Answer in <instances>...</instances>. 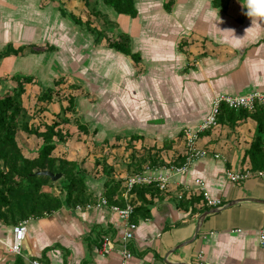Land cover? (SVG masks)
I'll use <instances>...</instances> for the list:
<instances>
[{
    "label": "crops",
    "instance_id": "1",
    "mask_svg": "<svg viewBox=\"0 0 264 264\" xmlns=\"http://www.w3.org/2000/svg\"><path fill=\"white\" fill-rule=\"evenodd\" d=\"M86 1L110 22L90 14ZM167 1L134 0L137 14L130 16L101 0H0V52L7 46L23 48L0 59V78L11 88L15 74L34 77L23 95L30 112L42 103L36 98L44 88L65 79L61 91L75 97L76 111L67 113L70 121L60 127L76 137L78 146L71 148L68 137L53 155L80 163L93 200L118 183V201L126 177L164 174L170 164H179L185 154L183 129L198 126L217 96L264 89V19L246 16L243 0H221L218 7L213 0H173L166 10ZM60 6L103 29L100 41L95 42L86 25L62 15ZM120 35L127 37L136 60L108 46V37ZM30 97L31 110L25 104ZM66 104L63 96H54L30 123H51ZM256 128L257 120L247 115L235 123L223 118L200 133L197 145L209 154L194 159L185 173L173 175L166 190L144 195L150 214L133 216L137 226L126 264H196L199 252L212 264H264L259 239L264 203L248 199L207 214L195 240L174 249L193 236L200 214L212 208L205 194L220 199L221 206L240 198L264 199V174L253 171L238 183L225 175L227 169L250 168L248 149ZM17 138L25 156H36L38 137L20 130ZM42 191L59 192L51 184ZM128 198L134 206L141 203L135 192ZM23 220L21 254H14L6 244L12 241L13 226ZM124 228L108 206H63L24 219L2 214L0 264H31L32 259L40 264H121L118 245L110 254L99 253L97 247L103 236L119 244Z\"/></svg>",
    "mask_w": 264,
    "mask_h": 264
},
{
    "label": "trees",
    "instance_id": "2",
    "mask_svg": "<svg viewBox=\"0 0 264 264\" xmlns=\"http://www.w3.org/2000/svg\"><path fill=\"white\" fill-rule=\"evenodd\" d=\"M101 1L118 13L130 16L137 14L134 0ZM213 1L215 7L220 5L221 0ZM172 2L173 0H168L164 3L166 10H170ZM86 5L90 14L94 17L104 18L105 23L110 22L95 4L90 5L86 1ZM60 11L73 23L81 26L86 25V28L95 36V42L100 41L103 29L99 30L95 26H91V21L82 20L81 17L67 11L63 6H60ZM104 33L107 34L106 31ZM107 43L109 47L130 55L134 59L137 58V54L131 52L126 36L124 38L122 35L113 36V38L108 37ZM22 49V47L13 49L7 46L5 50L0 52V59L11 53H18ZM10 79L14 82V86L5 88V80L0 78V215H18L21 219H24L28 216L36 217L51 213L63 206L75 207L77 204L83 205L92 201L93 196L85 181L86 172L80 163L53 155L56 146L64 143L69 136V132H63L60 125L70 121L67 113H75L76 111L75 97L70 94L64 96L58 87L65 79L63 77L57 78L52 87H46L39 93L36 99L42 103L35 104L33 112H30L24 106L23 95L25 84L32 83L34 77L27 74H15ZM54 96H63L67 100V104L65 106L61 105L60 112L55 115V119L51 123H44L39 126L32 125L30 123L31 118L43 113L46 110V105ZM247 115L257 120L256 134L248 149L250 169L256 172H264V107L256 106L254 110L249 111L244 108H229L225 104H221L218 123L223 118L228 121L233 120L235 123L238 119L240 120ZM77 127L79 130L87 132L86 127L83 125L78 124ZM41 128L43 129L41 130ZM20 130L35 135L41 140L36 156L30 158L23 154L17 138V133ZM184 158L181 157L178 163L181 164ZM40 170H50L62 175L56 181H52L49 176L35 173ZM48 184L56 186L59 192L52 194L42 191V187ZM117 184L109 185L105 190L104 197L110 204L124 206L125 202L123 203L121 195L116 197L117 199L120 197V200H114V195L117 192L114 186ZM131 191L135 192L137 198L141 200L139 205L134 206L131 216L132 221L134 215L136 217H148L150 214V201H147L144 195L146 193L157 194L160 190L155 184H136ZM197 199L198 196L192 197L189 202L193 203Z\"/></svg>",
    "mask_w": 264,
    "mask_h": 264
},
{
    "label": "built area",
    "instance_id": "3",
    "mask_svg": "<svg viewBox=\"0 0 264 264\" xmlns=\"http://www.w3.org/2000/svg\"><path fill=\"white\" fill-rule=\"evenodd\" d=\"M221 104H225L229 108L240 109L244 108L249 111L255 109L256 106L264 107V89L255 90L253 92L242 94V95H232V94H221L217 96L209 110V113L205 116L203 121L196 127H186L183 129V139L185 143V158L181 164H170L167 167V173H134L124 180V192L123 197L126 202L124 206L117 204H110L104 196L98 197L95 200L89 201L83 205L77 204L75 206L78 210L90 209L100 206H108L110 210L116 212L118 216L124 221L125 228L120 238L119 244L114 242V240L109 236H103L100 241V246L97 247V250L101 254H110L114 246L118 245L120 249V254L122 256L121 264H126L127 259L131 257L130 242L133 237V231L136 228L137 224L132 221L131 216L134 210V205L129 201L128 194L131 192V189L136 184H155L159 190L164 191L167 189L171 178L176 174H183L187 171L189 165L194 159L199 157L207 156L209 154L208 150L200 148L197 145L200 133L207 129L217 127L218 116L220 112ZM213 157L218 158L220 155L218 153H213ZM258 175L262 176L263 171H257ZM253 174V171L250 168H246L241 171H233L227 169L225 175L230 182L238 183ZM199 182V181H198ZM201 184V183H200ZM181 197V194H179ZM205 203L209 207L221 206V200L209 197L205 194ZM27 222L25 220L18 222L12 228V241L10 244H6L8 251L14 254H21L22 241L25 236ZM260 242L264 243V227L259 231ZM196 264H212L206 261L203 257L202 252L197 254L195 258ZM31 264H40L39 260L32 259Z\"/></svg>",
    "mask_w": 264,
    "mask_h": 264
},
{
    "label": "water",
    "instance_id": "4",
    "mask_svg": "<svg viewBox=\"0 0 264 264\" xmlns=\"http://www.w3.org/2000/svg\"><path fill=\"white\" fill-rule=\"evenodd\" d=\"M35 173L38 174V175L49 176L52 181H56L62 175L61 173H54V172H52L50 170H40V171H36ZM246 199L251 200V201H255V202L264 203V199H258V198H240V199H237V200H232L230 202H227V203L223 204L222 206L212 207L210 209H207V210L203 211L200 214V216L198 217V220H197V223H196V226H195V230H194L193 236L191 238L185 240L184 242L178 244L177 246H175L174 249L180 248V247H182V246H184L186 244L191 243L193 240H195V238H196V236H197V234H198V232L200 230L201 224H202V222H203V220H204V218H205V216L207 214L219 212V211H221V210H223V209H225V208H227V207L235 204L238 201H242V200H246ZM172 251L173 250H170L169 253H171Z\"/></svg>",
    "mask_w": 264,
    "mask_h": 264
},
{
    "label": "clouds",
    "instance_id": "5",
    "mask_svg": "<svg viewBox=\"0 0 264 264\" xmlns=\"http://www.w3.org/2000/svg\"><path fill=\"white\" fill-rule=\"evenodd\" d=\"M242 6L246 16L264 19V0H243Z\"/></svg>",
    "mask_w": 264,
    "mask_h": 264
},
{
    "label": "rangeland",
    "instance_id": "6",
    "mask_svg": "<svg viewBox=\"0 0 264 264\" xmlns=\"http://www.w3.org/2000/svg\"><path fill=\"white\" fill-rule=\"evenodd\" d=\"M21 75H26V74H21ZM63 83H64V82H63ZM60 85H61V84H60ZM60 85H59L58 87L62 90V88H61ZM31 92H32V91H31ZM30 99H31V97L28 99V101L25 100V104H27V105H28V108L31 110V106H32L33 103H32V100H30ZM27 110H28V109H27ZM70 117L72 118V119H71L72 124H74V120H75V119L73 118V116H70ZM68 130H69V129H68ZM72 134H73V132H72ZM68 137H70V138L72 137L71 133H69V136H68ZM68 137H67V138H68ZM70 138H68V139H70ZM75 138H76V137H74L73 139L71 138L72 140L70 139L71 141L69 142V145H70L71 148H76V147L78 146V142H74V139H75ZM73 150L75 151V149H73Z\"/></svg>",
    "mask_w": 264,
    "mask_h": 264
}]
</instances>
